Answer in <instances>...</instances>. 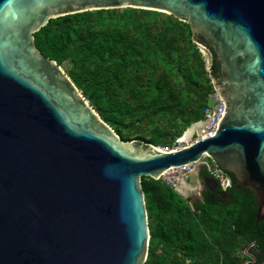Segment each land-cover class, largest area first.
I'll use <instances>...</instances> for the list:
<instances>
[{
    "label": "water",
    "instance_id": "water-1",
    "mask_svg": "<svg viewBox=\"0 0 264 264\" xmlns=\"http://www.w3.org/2000/svg\"><path fill=\"white\" fill-rule=\"evenodd\" d=\"M124 7L188 23L208 71L212 48L224 104L212 134L170 150L120 138L35 44L50 18ZM203 157L249 189L264 220V0H0V264H143L141 177L195 162L202 189L230 197L199 175Z\"/></svg>",
    "mask_w": 264,
    "mask_h": 264
},
{
    "label": "trees",
    "instance_id": "trees-1",
    "mask_svg": "<svg viewBox=\"0 0 264 264\" xmlns=\"http://www.w3.org/2000/svg\"><path fill=\"white\" fill-rule=\"evenodd\" d=\"M101 119L124 140L171 147L203 119L219 76L191 28L171 14L141 8L87 10L50 18L34 33ZM223 198L204 189L184 196L160 179L141 177L148 246L143 264H264V220L230 172ZM200 176H210L201 165ZM246 261V262H245Z\"/></svg>",
    "mask_w": 264,
    "mask_h": 264
},
{
    "label": "built area",
    "instance_id": "built-area-1",
    "mask_svg": "<svg viewBox=\"0 0 264 264\" xmlns=\"http://www.w3.org/2000/svg\"><path fill=\"white\" fill-rule=\"evenodd\" d=\"M200 50L203 53L205 59V67L208 65L210 57L208 52L204 47L197 44ZM223 99L220 98L219 93L216 90L211 91L208 94V104L203 108V119L200 120L199 130L197 132L196 129L192 130V133L187 137V139L177 141L175 145L168 147V146H156L161 150H170L173 148L181 147L189 142L195 140L201 136H207L214 132L216 129V124L218 119L222 116L223 111ZM202 121V122H201ZM181 139H183L181 137ZM201 165H205L210 176L216 179L218 183V187L221 190H227L231 186L230 177L222 171L213 161H207L205 158H201L200 160ZM196 163H186L180 166L171 167L164 172H162L158 179H160L166 185L174 187L176 189L178 183L183 179L187 181L188 174L195 171Z\"/></svg>",
    "mask_w": 264,
    "mask_h": 264
},
{
    "label": "rangeland",
    "instance_id": "rangeland-1",
    "mask_svg": "<svg viewBox=\"0 0 264 264\" xmlns=\"http://www.w3.org/2000/svg\"><path fill=\"white\" fill-rule=\"evenodd\" d=\"M187 138H183L181 139V137H179L177 139V141H181V140H186ZM205 158L207 161H210L212 163V160L208 157H203ZM201 182L199 181V177L196 173V171H193L191 173L188 174V178L187 181L185 180H181L176 189H178L182 194H184V196H191L193 198H199L200 197V190H201ZM246 262V261H245Z\"/></svg>",
    "mask_w": 264,
    "mask_h": 264
},
{
    "label": "bare ground",
    "instance_id": "bare-ground-1",
    "mask_svg": "<svg viewBox=\"0 0 264 264\" xmlns=\"http://www.w3.org/2000/svg\"><path fill=\"white\" fill-rule=\"evenodd\" d=\"M191 132H192V128L189 129V130L186 132V134L184 135L183 138H187V137L191 134Z\"/></svg>",
    "mask_w": 264,
    "mask_h": 264
},
{
    "label": "flooded vegetation",
    "instance_id": "flooded-vegetation-1",
    "mask_svg": "<svg viewBox=\"0 0 264 264\" xmlns=\"http://www.w3.org/2000/svg\"><path fill=\"white\" fill-rule=\"evenodd\" d=\"M203 177H204V176H203ZM203 190H204V187H203V189L201 188L199 194H201V192H202ZM197 199H199V198H197ZM197 199L192 197V200H193V201H195V200H197Z\"/></svg>",
    "mask_w": 264,
    "mask_h": 264
}]
</instances>
